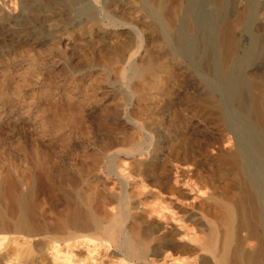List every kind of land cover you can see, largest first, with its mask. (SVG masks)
Instances as JSON below:
<instances>
[{"label": "bare ground", "instance_id": "obj_1", "mask_svg": "<svg viewBox=\"0 0 264 264\" xmlns=\"http://www.w3.org/2000/svg\"><path fill=\"white\" fill-rule=\"evenodd\" d=\"M32 9L87 21L50 27L63 52L52 68H92L115 39L94 85L117 88L116 105L87 96L56 119L25 104L0 112V264H264L256 1L0 0L2 21Z\"/></svg>", "mask_w": 264, "mask_h": 264}, {"label": "rangeland", "instance_id": "obj_2", "mask_svg": "<svg viewBox=\"0 0 264 264\" xmlns=\"http://www.w3.org/2000/svg\"><path fill=\"white\" fill-rule=\"evenodd\" d=\"M254 1L258 6L259 16L262 17L264 0ZM45 12L47 11L43 9H32L30 17L28 15V18L18 21H2L0 18V112H10L18 108L20 104H25L32 105L33 114L36 116L56 119L71 113L78 114L80 105L87 96H91L101 106L113 108L116 102L110 97L117 88L110 83L94 85V82L96 78L106 74L102 67L106 60L104 52L115 39L111 42L99 43L96 51L93 50L96 62L92 68L83 67L81 72L76 73L70 72L66 67L52 68V66L63 64V52H56L51 46L53 25L62 30L76 20L77 28L86 24L87 21L71 18L66 11H61L52 20L53 22H50ZM19 13H21L20 8L16 14ZM74 19L76 20L73 21ZM124 38L132 39L133 36L126 32ZM83 40V49H76L72 54L74 61L80 62L81 65L85 54L90 51L89 40L87 38ZM262 40L263 37L260 38V41ZM261 56L262 53L257 55L254 64L257 65L263 61ZM111 68L117 71L115 65ZM125 91L126 89L121 90L122 93H126ZM56 123V121L53 122V124ZM201 134L198 133L192 139L193 146H204L205 142L202 141H205L206 137ZM213 169L216 171L214 175L217 174L214 177L217 180L215 179L213 184L223 188L226 181L222 180L224 179L221 176L222 171L219 172V169L217 172L218 167ZM71 176L74 175L71 173Z\"/></svg>", "mask_w": 264, "mask_h": 264}]
</instances>
